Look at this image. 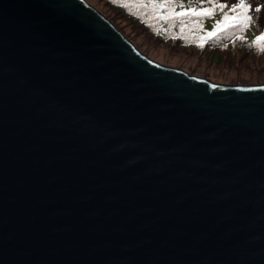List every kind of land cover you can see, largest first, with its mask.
<instances>
[{"label": "water", "instance_id": "1", "mask_svg": "<svg viewBox=\"0 0 264 264\" xmlns=\"http://www.w3.org/2000/svg\"><path fill=\"white\" fill-rule=\"evenodd\" d=\"M0 264H264V85L156 63L85 0H0Z\"/></svg>", "mask_w": 264, "mask_h": 264}, {"label": "rangeland", "instance_id": "2", "mask_svg": "<svg viewBox=\"0 0 264 264\" xmlns=\"http://www.w3.org/2000/svg\"><path fill=\"white\" fill-rule=\"evenodd\" d=\"M87 1L102 17L111 23L128 41L132 42L142 54L161 65L176 68L200 78L222 86H259L264 85V53L254 49L230 44L218 49L182 48L163 45V42L154 41L125 22H119L117 17L106 8L92 0ZM235 2L236 0H220ZM254 8L264 5V0H247ZM254 19L251 27L254 32H247L246 42H252L256 36L264 32V9L260 13L252 12Z\"/></svg>", "mask_w": 264, "mask_h": 264}, {"label": "trees", "instance_id": "3", "mask_svg": "<svg viewBox=\"0 0 264 264\" xmlns=\"http://www.w3.org/2000/svg\"><path fill=\"white\" fill-rule=\"evenodd\" d=\"M99 3L106 8L108 12H112L119 22H125L138 31H141L144 35L150 37L154 41L163 42V45L170 47H182V48H200L201 51L207 49H218L226 47L228 45L236 44L241 47L245 42V35L247 32H253L254 30L249 27L244 32L238 34L242 36V39L237 40L236 36L230 31L218 33L213 39L203 42V48L199 47L201 44V37L207 32L213 31L215 24L222 18V13L216 10L211 17H175L172 19H166L169 9L165 8H153L148 4V0H92ZM224 1V0H223ZM163 0H156L157 4L162 3ZM231 6L235 2H222ZM174 3L182 4L183 9L175 7V12L187 10L188 7L192 8H210L212 5L203 2V0H174ZM142 4L144 6H142ZM227 11V9H225ZM256 21V20H255ZM254 23V22H253ZM199 24V27H197ZM264 26V23H263ZM250 49L251 43L245 46Z\"/></svg>", "mask_w": 264, "mask_h": 264}, {"label": "snow or ice", "instance_id": "4", "mask_svg": "<svg viewBox=\"0 0 264 264\" xmlns=\"http://www.w3.org/2000/svg\"><path fill=\"white\" fill-rule=\"evenodd\" d=\"M212 7L210 8H192L188 7L187 10H182L180 12H175V7H180L183 9L182 4H175L174 0H163L162 3L157 4L156 0H148V4L153 8H165L169 9L168 16L166 19H172L175 17H211L213 16L216 10L222 13V18L215 24L214 30L207 32L203 37H201V44L199 47L203 48V42L213 39L217 36L218 33L225 31H230L233 35L236 36L237 40L242 39L239 32L246 31L249 27L252 26L254 22V16L252 12L260 13L264 9V5L252 7L247 0H237V3L229 6L225 3H219L218 0H203ZM142 6H144L142 4ZM227 9V11H225ZM199 27V24H197ZM251 46L255 47L258 50V53H264V32H261L260 35L256 36L251 42Z\"/></svg>", "mask_w": 264, "mask_h": 264}]
</instances>
